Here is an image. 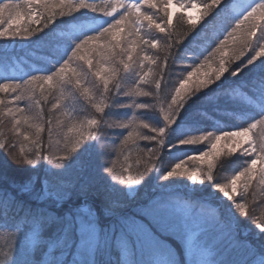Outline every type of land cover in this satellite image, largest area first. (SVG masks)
Segmentation results:
<instances>
[{"label": "snow or ice", "instance_id": "1", "mask_svg": "<svg viewBox=\"0 0 264 264\" xmlns=\"http://www.w3.org/2000/svg\"><path fill=\"white\" fill-rule=\"evenodd\" d=\"M16 38L35 46L0 52V264H264V0H0V40ZM208 93L254 118L187 134ZM113 136L135 168L81 158ZM188 146L197 167L171 159Z\"/></svg>", "mask_w": 264, "mask_h": 264}, {"label": "trees", "instance_id": "2", "mask_svg": "<svg viewBox=\"0 0 264 264\" xmlns=\"http://www.w3.org/2000/svg\"><path fill=\"white\" fill-rule=\"evenodd\" d=\"M17 39V38H16ZM0 40V52L7 51L9 54L16 56L18 53H24L28 59H33L32 57L28 56V53L34 49L35 43L33 40H23L20 39V42H25V44L17 43L18 40ZM7 43H5V42ZM20 46L24 48L16 49ZM17 57V56H16ZM177 60H183L187 63H191L192 59L185 56H178ZM26 65L24 67L27 70ZM23 67V66H22ZM250 70H246L245 77L248 75ZM227 75V74H225ZM244 78V77H242ZM215 91V85L213 86V92ZM78 103L75 104V107L78 108ZM216 109H229L232 112H235V115H224L221 111H217ZM241 112H247L249 114V119L254 118V110L249 108H245L243 105H237L234 103H225L224 99L215 100L211 93L202 94L194 98L188 105L186 112L183 114L184 119L180 122L181 126L184 127L187 131V134H199L200 132L215 129L217 126L219 127H228L235 124H239L243 121L244 114ZM150 112L147 113L149 115ZM146 115V113H145ZM150 118L144 117L148 119L150 124L159 125L162 123L160 118L155 114L152 113L149 115ZM248 122V121H246ZM6 130V129H5ZM66 132V131H65ZM114 141L117 145H112L111 143H107L105 147V154L100 156L97 152L95 143L89 144L85 146V149L82 150L81 158L84 159L91 168H96L98 171L99 164L105 161L114 162L116 169L119 170L121 166H127L129 164L133 165L135 168V162L137 159V152L135 146H132L130 149L126 150L123 154L120 153L118 147V139L113 136ZM203 148L204 146H198ZM108 150V151H107ZM196 147L188 146L187 149H180L176 151L172 156L171 159H182L190 152L196 151ZM195 155L196 153H192ZM128 157L125 160V157ZM187 158V157H185ZM235 158H231L227 161L222 168L219 169V174H224L226 171L230 170L235 163L232 160ZM190 166L194 164L196 166L195 161H189ZM230 164V165H229ZM47 162H44L40 165L41 173L43 174V170L47 169ZM18 171V170H17ZM159 176L154 172L150 175L147 179V188H151L152 185L156 184L158 181ZM174 188L179 191H191L188 188V181L181 180L174 184ZM192 191H198L199 194L209 198V199H218V194L213 191L210 185H200L198 189H193ZM259 201V197H257V203ZM256 212L259 214L260 208H256ZM1 234H5L7 236L5 239ZM0 250H6V245L9 242L8 237V230L0 228Z\"/></svg>", "mask_w": 264, "mask_h": 264}, {"label": "rangeland", "instance_id": "3", "mask_svg": "<svg viewBox=\"0 0 264 264\" xmlns=\"http://www.w3.org/2000/svg\"><path fill=\"white\" fill-rule=\"evenodd\" d=\"M195 14V13H194ZM16 40H18L17 41V43H19L21 40H20V38H17ZM5 42V41H4ZM25 42H27V41H24V42H20L19 44H25ZM6 43V42H5ZM7 44V43H6ZM19 48H24L23 46H20V47H18V48H16V49H19ZM17 58L19 59L20 57H26V56H24V53H18L17 55ZM27 58V57H26ZM28 59V58H27ZM22 64L24 63V61L23 60H21L20 61ZM26 65L27 64H24V66L23 67H26ZM26 70V69H25ZM78 108H80V109H82V108H84L85 107V105H83V103H79L78 102ZM79 110V109H78ZM151 114V112L149 113V115ZM149 115H147V113H146V115L144 116V117H147V118H150L149 117ZM146 118V121L148 122V119ZM64 131H67L66 129L64 130ZM110 139H113V137H111ZM107 146V145H106ZM108 151V150H107ZM196 155V154H195ZM235 158V157H234ZM186 159V161H187V158H185ZM234 163H235V165H233L232 167H231V169L230 170H228V171H226L224 174L222 173L221 175L219 174V176L220 177H227V176H230L231 175V173H232V171L234 170V169H236L238 166H239V161H237V159L235 158V160L233 159L232 160ZM195 163H196V166L194 165V164H192L191 166H190V164H189V161H187V165L189 166V167H197V164H198V162L197 161H195ZM230 165V164H229ZM50 166H47V168H49ZM199 186L200 185H191L189 182H188V188H189V190H193V189H198L199 188ZM2 236H5V234L3 235V234H1ZM2 236H0V238L2 237ZM7 236H5V237H3V239H5ZM2 239V238H1Z\"/></svg>", "mask_w": 264, "mask_h": 264}]
</instances>
